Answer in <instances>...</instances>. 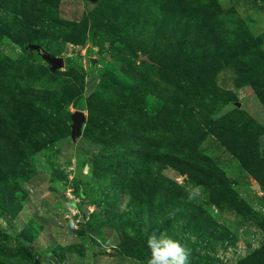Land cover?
Wrapping results in <instances>:
<instances>
[{
  "label": "rangeland",
  "instance_id": "374dc122",
  "mask_svg": "<svg viewBox=\"0 0 264 264\" xmlns=\"http://www.w3.org/2000/svg\"><path fill=\"white\" fill-rule=\"evenodd\" d=\"M153 235L264 264V0H0V264H147Z\"/></svg>",
  "mask_w": 264,
  "mask_h": 264
},
{
  "label": "clouds",
  "instance_id": "9594fccd",
  "mask_svg": "<svg viewBox=\"0 0 264 264\" xmlns=\"http://www.w3.org/2000/svg\"><path fill=\"white\" fill-rule=\"evenodd\" d=\"M147 245L151 250L147 264H188V253L177 240L153 235Z\"/></svg>",
  "mask_w": 264,
  "mask_h": 264
},
{
  "label": "water",
  "instance_id": "95a60500",
  "mask_svg": "<svg viewBox=\"0 0 264 264\" xmlns=\"http://www.w3.org/2000/svg\"><path fill=\"white\" fill-rule=\"evenodd\" d=\"M35 48L40 49V47L38 46H35ZM40 52L42 57L51 65L53 70L63 66L64 60L62 57L51 55L45 50H41V49ZM72 120H73V124H72L73 136L76 137L81 133V127L84 122V112L81 110L74 111V113L72 114Z\"/></svg>",
  "mask_w": 264,
  "mask_h": 264
},
{
  "label": "trees",
  "instance_id": "16d2710c",
  "mask_svg": "<svg viewBox=\"0 0 264 264\" xmlns=\"http://www.w3.org/2000/svg\"><path fill=\"white\" fill-rule=\"evenodd\" d=\"M21 237H22L21 240H22L23 245L26 246L25 248H27V250H30L29 244L32 239L31 235L25 231L22 233Z\"/></svg>",
  "mask_w": 264,
  "mask_h": 264
}]
</instances>
